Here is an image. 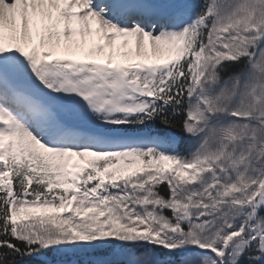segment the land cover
Wrapping results in <instances>:
<instances>
[{
    "label": "snow or ice",
    "instance_id": "1",
    "mask_svg": "<svg viewBox=\"0 0 264 264\" xmlns=\"http://www.w3.org/2000/svg\"><path fill=\"white\" fill-rule=\"evenodd\" d=\"M0 264H264V0H0Z\"/></svg>",
    "mask_w": 264,
    "mask_h": 264
}]
</instances>
